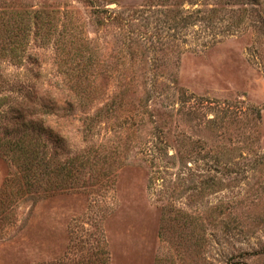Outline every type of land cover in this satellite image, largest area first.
Here are the masks:
<instances>
[{"label":"rangeland","instance_id":"1","mask_svg":"<svg viewBox=\"0 0 264 264\" xmlns=\"http://www.w3.org/2000/svg\"><path fill=\"white\" fill-rule=\"evenodd\" d=\"M0 103V264H264V0H0Z\"/></svg>","mask_w":264,"mask_h":264},{"label":"trees","instance_id":"2","mask_svg":"<svg viewBox=\"0 0 264 264\" xmlns=\"http://www.w3.org/2000/svg\"><path fill=\"white\" fill-rule=\"evenodd\" d=\"M1 104V103H0ZM24 117V116H23ZM25 131L28 132L29 127L25 126ZM41 131V129H40ZM26 136H31L30 134H27ZM38 141L36 140H30L28 137H20L19 140L16 142L8 139L6 141L0 140V147L7 146L11 147V149L14 147L17 148V151L19 153V158L22 160L24 170L28 173L29 171H32V173L35 171V167L33 164L37 162L41 166H43L42 163L44 161L36 160L34 158V155H36L35 147L37 145ZM35 146V147H34ZM46 165V163L44 164Z\"/></svg>","mask_w":264,"mask_h":264},{"label":"crops","instance_id":"3","mask_svg":"<svg viewBox=\"0 0 264 264\" xmlns=\"http://www.w3.org/2000/svg\"><path fill=\"white\" fill-rule=\"evenodd\" d=\"M2 174H3V173H2L1 166H0V186H1V181H2V178H3V177H2Z\"/></svg>","mask_w":264,"mask_h":264}]
</instances>
